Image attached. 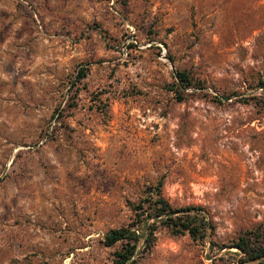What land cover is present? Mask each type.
Returning <instances> with one entry per match:
<instances>
[{
	"label": "rangeland",
	"instance_id": "374dc122",
	"mask_svg": "<svg viewBox=\"0 0 264 264\" xmlns=\"http://www.w3.org/2000/svg\"><path fill=\"white\" fill-rule=\"evenodd\" d=\"M157 182L215 244L159 226L135 264H231L264 228V0H0V264H113Z\"/></svg>",
	"mask_w": 264,
	"mask_h": 264
},
{
	"label": "trees",
	"instance_id": "16d2710c",
	"mask_svg": "<svg viewBox=\"0 0 264 264\" xmlns=\"http://www.w3.org/2000/svg\"><path fill=\"white\" fill-rule=\"evenodd\" d=\"M85 67L76 71L75 82L80 81L86 74ZM179 87L194 86L193 81L184 71L176 73ZM74 82V81H73ZM226 98V97H224ZM132 212L131 219L118 227L107 230L103 235L104 246H112L119 242L114 250L113 264H135L134 254L138 244L143 252L149 251L153 245L154 233L161 226L171 234H188L192 240L212 241V220L197 205L175 207L162 195L160 182L147 187L141 197L134 203H129ZM233 247L234 251L226 252L238 256L231 264H264V228L256 225L248 228L227 243H219L222 247Z\"/></svg>",
	"mask_w": 264,
	"mask_h": 264
},
{
	"label": "bare ground",
	"instance_id": "6f19581e",
	"mask_svg": "<svg viewBox=\"0 0 264 264\" xmlns=\"http://www.w3.org/2000/svg\"><path fill=\"white\" fill-rule=\"evenodd\" d=\"M215 148H216V147H215ZM221 148H222V147H221ZM229 148H230V147H229ZM216 149H217V148H216ZM226 151H227V150H226ZM214 152H215V151H214ZM221 153H222V152H221ZM215 154H216V153H215ZM217 154H218V153H217ZM219 154H220V153H219ZM219 154H218V155H219ZM226 155H227V154H226ZM226 155H225V156H226ZM219 156H220V155H219ZM219 158H222V157H219Z\"/></svg>",
	"mask_w": 264,
	"mask_h": 264
}]
</instances>
